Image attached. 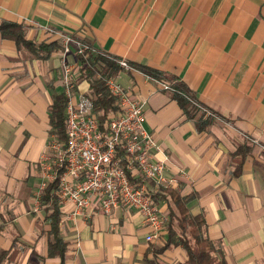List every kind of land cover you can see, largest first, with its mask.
<instances>
[{
    "label": "crops",
    "instance_id": "1",
    "mask_svg": "<svg viewBox=\"0 0 264 264\" xmlns=\"http://www.w3.org/2000/svg\"><path fill=\"white\" fill-rule=\"evenodd\" d=\"M21 24L27 39L50 45L41 56L0 34L1 264H60L48 256L51 202L41 200L39 160L50 133L49 106L63 92L59 36L81 38L106 54L161 71L214 112L197 128L168 90L139 69L120 70L125 90L145 100V128L159 144L171 186L192 195L206 235L228 264H264V0H0V22ZM68 61L77 63L75 54ZM76 92L89 93L76 67ZM195 104V103H194ZM196 105V104H195ZM249 152L239 174L238 146ZM139 177L136 178V180ZM163 193H165L163 191ZM156 204L168 214L170 198ZM58 196V195H57ZM59 198V197H58ZM63 264H179L180 244L154 252L166 230L151 228L135 208L105 214L97 197L85 215L61 202Z\"/></svg>",
    "mask_w": 264,
    "mask_h": 264
},
{
    "label": "built area",
    "instance_id": "2",
    "mask_svg": "<svg viewBox=\"0 0 264 264\" xmlns=\"http://www.w3.org/2000/svg\"><path fill=\"white\" fill-rule=\"evenodd\" d=\"M44 28L59 36L67 141H60L54 133L48 137L39 160L40 182L34 209L38 210L40 206L43 189L57 180L56 193L60 201L74 204L72 215H85L86 208L97 197L105 214L120 206L135 208L151 228L146 240L158 237L166 230L168 214L159 208L151 192L162 184H175L177 178L166 173L163 160L155 158L159 144L144 125L145 100L125 90L118 75L107 77L105 84L117 97L118 108L105 123L100 124L91 96L75 91L78 63L67 59L72 53L91 57L99 52L98 48L69 32L49 26ZM117 63L124 70L138 69L123 58H118ZM143 74L162 89L176 92L175 81L168 82L145 72ZM193 103L206 115L215 116L197 101ZM137 177L139 182L135 181ZM150 183L154 184L153 188Z\"/></svg>",
    "mask_w": 264,
    "mask_h": 264
},
{
    "label": "trees",
    "instance_id": "3",
    "mask_svg": "<svg viewBox=\"0 0 264 264\" xmlns=\"http://www.w3.org/2000/svg\"><path fill=\"white\" fill-rule=\"evenodd\" d=\"M0 34L3 37L11 38L15 41L18 47H24L29 50L33 55L40 57V51H43L50 45L46 43L35 44L25 36L24 29L21 24L13 22H0ZM99 50V49H98ZM103 51L91 57L76 56L78 63V72L80 79H85L89 85V95L93 101V109L96 118L100 124L105 123L109 115L118 108L117 97L112 95L105 80L109 76H115L121 69L117 63L118 56L111 54L103 55ZM134 67L142 72L150 74L151 76L164 80L165 75L154 68L147 65L129 62ZM97 73H99L98 76ZM176 92H171L172 97L183 108L186 117L194 119L197 122V128L201 129L204 124L205 112L193 103L194 100L187 87L182 83L175 84ZM199 103V102H198ZM200 104V103H199ZM65 106L66 97L64 93L60 92L54 95L52 103L49 106V121L50 133H54L57 138L66 142V128H65ZM205 107V106H204ZM209 116V115H207ZM206 118V117H204ZM249 152V147L238 146L235 153L239 155L238 168L236 174H239L240 167L243 160ZM139 182V179H135ZM153 183H150L153 188ZM57 180L50 182L41 193V201L43 203L51 202L50 217V234L51 238L48 242V256H59L60 264H63L66 244L59 234V220L61 211L58 207L59 198L57 196ZM161 190L151 192L153 200L159 199V196L167 195L170 198V205L168 210V222L166 225L167 236L163 245L154 250V252L162 251L173 244H180L186 252V259L179 264H228L227 261L221 257L216 256L218 247L206 235V223L203 213L192 214L188 208V202L192 195H183L179 190L173 187H161ZM163 191L165 193H163ZM5 252L0 253V264L2 263ZM148 264H158L150 259L146 260Z\"/></svg>",
    "mask_w": 264,
    "mask_h": 264
},
{
    "label": "rangeland",
    "instance_id": "4",
    "mask_svg": "<svg viewBox=\"0 0 264 264\" xmlns=\"http://www.w3.org/2000/svg\"><path fill=\"white\" fill-rule=\"evenodd\" d=\"M99 75V73H97V75L96 76H98Z\"/></svg>",
    "mask_w": 264,
    "mask_h": 264
}]
</instances>
